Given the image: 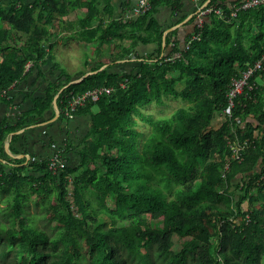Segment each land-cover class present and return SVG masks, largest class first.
<instances>
[{
	"label": "trees",
	"instance_id": "16d2710c",
	"mask_svg": "<svg viewBox=\"0 0 264 264\" xmlns=\"http://www.w3.org/2000/svg\"><path fill=\"white\" fill-rule=\"evenodd\" d=\"M98 1L77 5L87 10L82 29ZM240 1L208 0L223 16L207 13L197 26L194 14L184 38L155 16L161 6L179 11L183 0H150L142 14L87 29L129 42L111 64L97 60L92 72L80 71L74 81L63 71L30 109L2 117L0 264H264V180L257 182L264 173V59L232 105L227 97L231 79L264 53V3L231 15ZM68 3H0V103L9 105L10 88L45 60L57 32L53 20ZM139 44L154 49L137 56ZM132 52L130 69L110 68ZM95 87L110 90L85 99L68 116V101ZM56 93L57 119L86 116L85 135H65L58 145L50 136L44 145L51 149L37 156L27 148V161L6 153V139L45 120ZM166 98L184 104L164 116H142L148 125L142 137L134 114ZM218 113L224 118L213 127ZM233 142L244 144L240 159L231 156ZM55 153L60 161L52 168ZM29 203L48 232L28 215ZM173 236L184 238L176 251Z\"/></svg>",
	"mask_w": 264,
	"mask_h": 264
},
{
	"label": "crops",
	"instance_id": "0c3cea01",
	"mask_svg": "<svg viewBox=\"0 0 264 264\" xmlns=\"http://www.w3.org/2000/svg\"><path fill=\"white\" fill-rule=\"evenodd\" d=\"M8 1L0 0V3L6 4ZM84 1L86 0H67L69 3L64 7V15L58 16L57 19L53 20L57 32L52 40V48L49 49L45 60L40 62L38 68H33L29 75L10 88L9 96L12 102L9 105L0 103V120L6 114L20 115L23 111L30 109L33 105L32 99L42 96L46 85L50 81L64 78L63 71L64 74H69L73 77V75L85 70L83 74L85 75L92 71L91 67L100 59L106 60L103 66H107L111 64L109 60L118 52L121 45L128 44L129 39L126 36L119 39L103 35L102 31H100L102 37H99V32L97 34L96 32L85 34V32H88L87 29L96 27L106 28L110 20L123 21L125 14L134 7L137 0H99L96 3L98 10L94 11V16L87 23L86 28L82 29L83 25L81 23L84 22V15L87 10L86 7L77 5ZM207 1L183 0L179 11H172L167 6H161L158 8L155 16L167 31L175 29L177 36L184 38L193 29V22L189 21L190 17L196 14L199 7ZM86 36H91L90 40ZM153 49V44H139L136 47L137 52L135 54L137 56H145L152 52ZM49 57L51 58L49 59ZM86 59H88L87 65L84 64ZM135 59L132 52L128 58L116 59L115 62L118 65H113L110 68L115 71L128 70ZM55 63H58V67L54 66ZM74 80L75 78L73 77L72 81ZM56 95L57 93L52 100V109L44 112L45 120H42L38 124L19 129L16 133L19 136L13 138V140L11 139L12 135L6 139L5 142L8 143V148H4L6 153L14 157H25V161H27L31 158V155L44 156L51 149L44 145V143H48L50 136L57 142L56 145H58L64 140L65 135H68L66 136L68 139L71 138L73 140H77L80 136L85 135L88 120L86 116L73 117L68 123L57 119L59 111L56 105H54ZM52 112H54V115ZM216 121H219L216 124L219 125L222 120L216 117L214 123ZM41 135H46L44 137L45 141H41V138H39ZM10 146L15 148L16 152L11 151ZM27 148L29 149L28 152L31 151V155L26 152ZM68 156L73 159L71 153L67 154Z\"/></svg>",
	"mask_w": 264,
	"mask_h": 264
},
{
	"label": "built area",
	"instance_id": "2783aa9c",
	"mask_svg": "<svg viewBox=\"0 0 264 264\" xmlns=\"http://www.w3.org/2000/svg\"><path fill=\"white\" fill-rule=\"evenodd\" d=\"M264 0H241L239 3H234L232 5V10H231V15H235L236 12L240 9H245V8H251V7H257L260 4H263ZM151 6L150 0H137L136 4L132 9H130L126 14H125V19L135 17L139 14H142L149 10ZM213 12L215 13L218 17L223 16V12L220 8L215 7L214 5H207L203 4L199 7L197 13H196V18H197V26H200L203 20V16L207 13ZM124 19V20H125ZM197 36V35H196ZM264 59V53L260 59H258L253 65L248 66L245 70L242 71L240 76L233 77L231 79L229 89L227 91V97L229 100V104L232 105V99L234 96L237 94L241 93L246 85H248V80L252 74L262 68V60ZM30 62H27L25 65V69H28L30 66ZM251 87V86H249ZM110 87H95L89 90H86L82 93L77 94L75 97H73L71 100L68 101V106L66 107V114L68 116H72V111L76 108L77 105L82 104L85 99L90 98L92 100H95L98 98L99 94L102 91H109ZM244 144L240 145L236 142H233L232 145V157L235 159H240V151L243 148ZM52 161L50 162V166H53L59 162L60 160L58 159L57 153H55L51 159ZM226 167L228 165V161L225 163ZM264 180V173H262L258 179L257 182L263 181Z\"/></svg>",
	"mask_w": 264,
	"mask_h": 264
},
{
	"label": "rangeland",
	"instance_id": "374dc122",
	"mask_svg": "<svg viewBox=\"0 0 264 264\" xmlns=\"http://www.w3.org/2000/svg\"><path fill=\"white\" fill-rule=\"evenodd\" d=\"M63 66H64V63H63ZM182 104H184V103L179 99L177 100V99L166 98L164 103H162V104L151 103V104L145 105V106L140 108V113L134 114V118H135V122H136L134 127L136 129H138L139 131H141L142 135H143L142 137H144V135H146V133L148 132V125H147L146 120L144 119L145 117L146 118L147 117L156 118V117L167 115V114L171 113L175 108H177L178 106H180ZM216 117L218 119H221V120L224 118L223 114H221V113L216 114V116L214 117V120L216 119ZM214 120L211 123V125L213 127L217 126L216 124L219 123V121H216L214 123ZM107 202L109 205L112 204V201L110 199H107ZM26 210H27L28 215H30L32 217L36 216L38 214V210L35 209L31 203H29L26 206ZM39 218L36 216L37 226L43 228L44 230H46V232H48L49 228L46 227L44 225L43 221L40 220ZM159 226H161V224H159ZM172 239H173L172 249L176 251L181 247L182 241L184 240V238L181 239V238H178L176 236H173ZM80 262H81V264H84V259H81Z\"/></svg>",
	"mask_w": 264,
	"mask_h": 264
},
{
	"label": "water",
	"instance_id": "95a60500",
	"mask_svg": "<svg viewBox=\"0 0 264 264\" xmlns=\"http://www.w3.org/2000/svg\"><path fill=\"white\" fill-rule=\"evenodd\" d=\"M90 72H92V71H90ZM90 72H88V73H86V74H89ZM86 74H85V75H86ZM85 75H83V76H85ZM54 105H55V102H54ZM4 147H5V149L8 148V143H7V142H5Z\"/></svg>",
	"mask_w": 264,
	"mask_h": 264
}]
</instances>
